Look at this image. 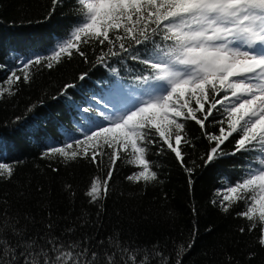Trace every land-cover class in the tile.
I'll use <instances>...</instances> for the list:
<instances>
[{"label":"trees","instance_id":"16d2710c","mask_svg":"<svg viewBox=\"0 0 264 264\" xmlns=\"http://www.w3.org/2000/svg\"><path fill=\"white\" fill-rule=\"evenodd\" d=\"M183 3L129 0L99 31L34 57L86 18V4L0 0V264H264V207L247 182L260 143L241 140L228 86L185 92L163 128L141 123L140 160L81 129L100 118L108 87L157 74L151 58L178 45L169 20H193L201 1L179 12Z\"/></svg>","mask_w":264,"mask_h":264},{"label":"rangeland","instance_id":"374dc122","mask_svg":"<svg viewBox=\"0 0 264 264\" xmlns=\"http://www.w3.org/2000/svg\"><path fill=\"white\" fill-rule=\"evenodd\" d=\"M127 1L84 0L88 8L86 18L65 38L44 52L34 53V57H53L70 48L80 33L99 31ZM191 1L184 0L179 12L187 10ZM198 1L200 8L196 6L193 11V20L191 16L169 20L170 28L179 37L178 45L151 58L157 74L138 84L114 83L108 87L99 103L94 104L100 118L88 121L81 129L85 134L99 132L130 146L140 160L136 141L140 124L148 122L163 128L168 119L179 114L182 94L197 92L205 82L215 79L231 89L226 107L233 119L242 124L241 140L260 143L257 163L250 169L247 182L257 187L260 206L264 207V15L245 8L239 0ZM256 2L264 5V0ZM25 60L20 57L16 62L21 64ZM100 187L94 179L89 194L97 196ZM217 192L225 196L231 188L224 186Z\"/></svg>","mask_w":264,"mask_h":264},{"label":"bare ground","instance_id":"6f19581e","mask_svg":"<svg viewBox=\"0 0 264 264\" xmlns=\"http://www.w3.org/2000/svg\"><path fill=\"white\" fill-rule=\"evenodd\" d=\"M63 120V119H62ZM25 132V131H24ZM58 133V132H57ZM56 134V133H55ZM54 135V134H53ZM62 135V134H61ZM24 136V135H23ZM1 137V136H0ZM25 137V136H24ZM4 139V138H3ZM35 140V139H34ZM37 140V139H36ZM42 140V139H41ZM44 140V139H43ZM6 142V141H5ZM42 142V141H41ZM52 143V142H51ZM10 144V143H9ZM39 144V143H38ZM47 145V144H46ZM61 148V147H60ZM38 149V148H37ZM104 188V187H103ZM218 193V192H217Z\"/></svg>","mask_w":264,"mask_h":264}]
</instances>
